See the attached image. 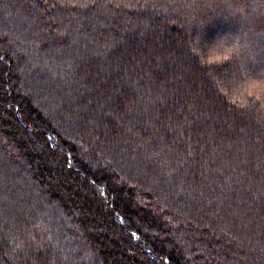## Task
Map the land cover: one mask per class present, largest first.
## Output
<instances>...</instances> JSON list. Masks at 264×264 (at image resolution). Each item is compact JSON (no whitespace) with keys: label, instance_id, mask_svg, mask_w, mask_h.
Instances as JSON below:
<instances>
[{"label":"trees","instance_id":"16d2710c","mask_svg":"<svg viewBox=\"0 0 264 264\" xmlns=\"http://www.w3.org/2000/svg\"><path fill=\"white\" fill-rule=\"evenodd\" d=\"M261 61L264 0H0V264H264Z\"/></svg>","mask_w":264,"mask_h":264},{"label":"snow or ice","instance_id":"6c2138e0","mask_svg":"<svg viewBox=\"0 0 264 264\" xmlns=\"http://www.w3.org/2000/svg\"><path fill=\"white\" fill-rule=\"evenodd\" d=\"M219 59V58H217ZM224 59H227V57H225ZM208 63H212V62H208ZM250 71L251 74L253 75H257L259 74L260 76L264 77V61H261L259 64V67H251L248 69ZM262 91H264V83H261L260 85Z\"/></svg>","mask_w":264,"mask_h":264}]
</instances>
